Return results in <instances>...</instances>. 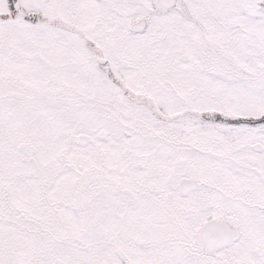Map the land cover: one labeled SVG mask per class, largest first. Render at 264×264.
Here are the masks:
<instances>
[{
  "label": "snow or ice",
  "instance_id": "1",
  "mask_svg": "<svg viewBox=\"0 0 264 264\" xmlns=\"http://www.w3.org/2000/svg\"><path fill=\"white\" fill-rule=\"evenodd\" d=\"M0 264H264V0H0Z\"/></svg>",
  "mask_w": 264,
  "mask_h": 264
}]
</instances>
